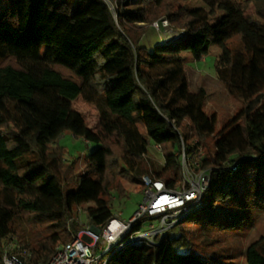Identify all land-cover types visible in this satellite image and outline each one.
Wrapping results in <instances>:
<instances>
[{
  "label": "trees",
  "instance_id": "16d2710c",
  "mask_svg": "<svg viewBox=\"0 0 264 264\" xmlns=\"http://www.w3.org/2000/svg\"><path fill=\"white\" fill-rule=\"evenodd\" d=\"M175 1L114 0L113 14L105 0H0V240H22L28 264H47L58 244L77 237L72 215L80 206L89 204L96 229L115 217L108 176L141 191L140 177L148 175L174 189L182 152L191 161L205 152L196 170L209 171L210 181L200 206L156 245H127L107 264H217L219 257L193 252L199 248L183 225L241 228L251 210L264 209V0H200L204 7L195 8ZM158 11L182 32L140 45L146 28L135 26H150ZM234 37L238 44L230 45ZM210 46L220 49L217 80L242 103L217 131L204 111L206 92L189 91L182 61L183 52L200 61ZM79 97L98 112L95 131L72 107ZM67 133L97 146L74 185L58 144ZM146 142L160 146L161 168L143 159ZM244 259L264 264V237L247 246Z\"/></svg>",
  "mask_w": 264,
  "mask_h": 264
},
{
  "label": "rangeland",
  "instance_id": "374dc122",
  "mask_svg": "<svg viewBox=\"0 0 264 264\" xmlns=\"http://www.w3.org/2000/svg\"><path fill=\"white\" fill-rule=\"evenodd\" d=\"M105 1L109 5L111 12L115 14L116 7L114 0ZM180 3L187 5L188 7H204L200 0H176L174 7H176V4ZM156 13L157 17L150 26L146 24H137L135 26L137 31H143L146 28V33L141 35L139 38L140 45L151 47V43H154L155 41L159 42L160 37L162 41H164L166 37L171 39L177 33L182 32V28L178 25L176 26L175 24H171L165 18V15L162 12L158 11ZM218 15L220 14L218 13ZM161 24L163 28H161ZM238 40L239 37H234L229 44L237 45ZM219 54L220 49L216 46H210L208 54L200 61H194L189 52L182 53L183 67L188 80V89L190 92H195L199 89L205 90L206 102L204 105V111L208 116H215L216 131L219 130L220 127L226 122H228L237 113L242 105L239 99L227 93L223 84L220 83L216 78L215 62ZM72 107L82 116L86 126L95 131L99 121L98 112L95 106L86 102L83 97H79L73 101ZM113 141L109 142L110 146L117 148ZM195 142L196 140L194 143ZM211 143L212 140L210 138L207 140L208 148L211 147ZM58 144L64 147L66 150V154L64 155V163L72 167V171L69 174V180H71V185H74V182H76L78 176L86 170V164L84 160L85 157L92 153L93 149L97 148V146H90L89 143H86L84 140L74 139L68 133L63 134V136L58 140ZM55 145L56 144H53V147ZM145 146V149L139 148V151L143 152V159L149 161L151 160L156 168H161L163 165L161 150H157L155 145L151 142H146ZM116 153L117 149L113 153L114 156H116ZM197 153H200L201 157H204L205 152L203 149H198ZM98 159H101V155L98 156ZM108 177L111 178L108 183L109 195L106 196V199L109 201L111 212L113 216L116 217L119 215L121 220L126 221L133 215V213L138 209V206L142 203L143 189L140 191V184H133L130 180L123 179L118 174ZM118 186H120L123 192V197L117 196V194L120 195ZM137 190L140 192H135ZM88 206L89 204L82 205L73 211L72 218L76 220L81 230L90 227L85 213V209ZM247 220L248 221L244 222L241 228L238 227L233 229H225L223 231L215 229L202 230L197 225L192 223L183 225V228L187 232V238H189L190 241L199 248L195 249L193 251L194 253L200 254L202 256L211 254L213 257H219L216 259L217 264H245L244 252L247 246L255 240L264 237V209H257L254 211V213L251 210L248 213ZM18 221L20 224L19 227H23L25 229V221H23V218L19 217ZM182 221L183 220H180L179 223ZM151 222L154 226H157L158 224L157 220H153ZM39 223L40 222H37V224ZM149 223L150 221L148 220L144 221L140 231H147V226ZM169 232L172 233L173 230H170ZM157 237L161 238L156 236L154 241L155 243L157 242ZM21 241L22 240H20L17 236L0 240V252L6 248H16V246L21 248L23 246ZM176 252L179 254H185L188 252V250L182 252L176 248Z\"/></svg>",
  "mask_w": 264,
  "mask_h": 264
},
{
  "label": "built area",
  "instance_id": "2783aa9c",
  "mask_svg": "<svg viewBox=\"0 0 264 264\" xmlns=\"http://www.w3.org/2000/svg\"><path fill=\"white\" fill-rule=\"evenodd\" d=\"M155 148L160 151L159 145ZM196 158L194 161L186 159L182 152V181L174 189H167L161 180L142 175L143 201L128 220H121L117 215L102 229L88 227L81 230L72 241L58 244L47 264H107L127 245H155L156 236L162 237L201 204L209 186L210 174L207 170H196L201 154L197 153ZM190 161L192 168L189 167ZM157 217L158 224L154 226L151 221ZM144 219L150 221L148 230L132 232V228ZM22 251L17 246L4 249L0 254V264H28Z\"/></svg>",
  "mask_w": 264,
  "mask_h": 264
}]
</instances>
